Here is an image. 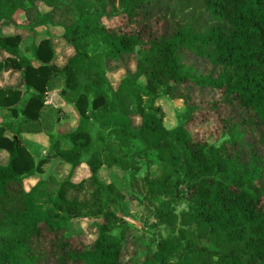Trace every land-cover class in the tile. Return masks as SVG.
Listing matches in <instances>:
<instances>
[{
	"label": "trees",
	"instance_id": "trees-1",
	"mask_svg": "<svg viewBox=\"0 0 264 264\" xmlns=\"http://www.w3.org/2000/svg\"><path fill=\"white\" fill-rule=\"evenodd\" d=\"M175 1L0 0L2 24L18 9L32 10L31 26L61 27L71 51L56 62L47 31L31 42L30 58L21 34L0 28V72L20 69L24 81L23 88L0 87V106L13 115L0 121V149L8 153L0 163V264H130L122 259L128 229L112 232L124 192L98 172L103 165L128 168L147 151L159 159V173L133 175L130 185L167 233L140 264H264V0H194L212 21L206 26L171 19ZM156 11L167 27L146 39L103 21L122 14L145 26ZM132 55L135 68L111 83L108 64ZM55 88L78 113L66 132L57 131L45 103ZM194 88L221 93L212 101L225 109L220 143L194 139L187 128L198 108ZM162 94L185 103L172 127L157 104ZM41 130L51 153L36 159L20 135ZM133 140L140 145L129 158ZM50 158L71 168L85 162L90 174L74 182L72 171L64 178L49 172L26 190L24 178ZM179 200L186 207L176 211ZM83 217L95 226L89 242L68 232L70 221Z\"/></svg>",
	"mask_w": 264,
	"mask_h": 264
},
{
	"label": "rangeland",
	"instance_id": "rangeland-1",
	"mask_svg": "<svg viewBox=\"0 0 264 264\" xmlns=\"http://www.w3.org/2000/svg\"><path fill=\"white\" fill-rule=\"evenodd\" d=\"M27 11L28 12L24 11V13L21 12L22 14L18 16L21 25L15 28L16 32H19L23 38L20 46L24 53L30 55L32 58L33 50L31 48V42L38 41L42 36H46L47 31H50L52 34L51 39L55 47V52L58 51L61 55L63 51H67L63 47L66 43L59 37L62 28L48 25L46 29L44 27L41 30L32 29L31 23H28V19L34 20V14L32 10ZM28 13L29 17L27 16ZM159 14V11H156L149 20V23H146L145 26L128 23L126 17L122 14L104 17L103 21L107 26L117 27L124 31L140 30L144 39H146L151 34H160L164 31L165 27H167L165 19ZM167 14L171 19L180 22L197 21L203 26L212 23L209 16L194 0H178L173 2ZM0 25H2L1 22ZM36 31H43L40 32L42 35L39 36L36 34ZM134 68L135 57L132 55L123 58V60H119V62L109 63L106 73L111 83L115 85L122 75L128 71H132ZM220 96L221 93L219 90L210 88H205L204 90H199L197 88L192 89L190 94L191 101L196 103L198 108L195 110L193 117L187 122V128L194 139L220 143L225 138L221 131L220 121V116L223 115L225 109L221 104H219L217 108L212 105V101L219 99ZM66 102L70 105L69 109L71 115L67 125H60L58 123L57 129L60 131H68L71 129L70 127L73 125L72 117H77L78 119V113L74 108V104L68 101ZM157 104L165 111L164 124L167 127L176 125L178 120L177 113L185 110V103L182 98L171 97L166 94H162L157 99ZM95 128L96 123L93 122L91 124L92 133L95 132ZM31 137V140L27 138L24 142L27 147L31 148V152L36 159L51 153L50 140L44 130L31 135ZM23 138L24 137H22V139ZM62 144L63 146H69L70 142L65 139L62 140ZM139 145L138 141L133 140L130 147L128 149L125 148L129 158ZM6 155L7 153L0 150V163L5 161ZM85 158L86 155H84L83 159ZM159 166L160 162L155 152L147 151L135 155L128 168H124L117 164L113 166L103 165L98 172L100 179L106 183L113 182L124 192V199L116 205V219L112 227V232L119 235L122 230L128 229L129 233L125 240L122 259L129 261L130 264H140L143 260L145 251L155 247L157 238L167 233L166 227L154 224L155 219L146 212L141 195L132 190L130 185V179L133 175L142 177L146 173H151L153 175L158 174ZM70 171H72L71 179L74 182L85 179L90 174L89 168L85 162H81L75 168H71V166L58 161L57 158H50L47 162L42 163L40 169L35 173L24 178V187L28 190L40 177L46 176L49 172H55L60 178H64ZM174 205L176 211H180L186 207V202L184 200H179L175 202ZM68 232L78 233L80 238L88 242L94 240L96 236L95 226L92 224V219L88 217L72 219L68 225Z\"/></svg>",
	"mask_w": 264,
	"mask_h": 264
},
{
	"label": "crops",
	"instance_id": "crops-1",
	"mask_svg": "<svg viewBox=\"0 0 264 264\" xmlns=\"http://www.w3.org/2000/svg\"><path fill=\"white\" fill-rule=\"evenodd\" d=\"M24 11L28 12L27 10H23V9L17 10L13 14V22L0 25V27L2 28V31L4 33H9V34L15 33L16 32L15 28L18 27L19 25H21L20 24L21 21L18 20L19 19L18 16H20L22 13H24ZM27 16L29 17V13ZM28 21H29L28 23H31V21H33V19H28ZM43 27L46 29V26H35V27H32V29L41 30ZM40 32H43V31H40ZM40 32L36 31V34H38L39 36L42 35V33H40ZM5 54H6L5 52L0 50V57L6 56ZM68 54H70V51H65V52L63 51L61 55H60V53H58V51H56V59H55L56 62H58L59 64H62L64 62L65 57ZM28 56L31 58L30 55H28ZM32 62L34 64H37V61H35L33 59H32ZM0 87L23 88L24 87V81H23V75H22L21 70L20 69H12V68L2 70L0 72ZM26 98H27V94L24 95L22 101H24ZM45 98H46L45 103L48 106H50L51 108H53L54 115L57 118L56 129L58 127V123L60 125L61 124L67 125L69 122L70 115H71V112L69 109L70 105L61 97V95L59 93V89L55 88L52 90H48L45 93ZM12 118H13V115L11 114V112L7 108H3L0 106V121L4 120V119H12ZM77 121H78L77 117H72V122H73L72 124L73 125H71V127H70L71 129L75 128ZM41 131H43V130H41ZM41 131H34V132L24 131V132H22L20 135L22 142L25 144L24 141L27 138L31 140V138H32L31 135H33L35 133H39ZM57 131L66 132V131H60L58 129H57ZM22 137H24V138L22 139ZM27 148L31 151V148H29V147H27ZM0 150L7 153V151L5 149H0ZM6 156L7 157H6L5 161L3 162V164L8 161V153ZM58 161H60V160L58 159ZM60 162H62V161H60ZM66 165H68V164H66Z\"/></svg>",
	"mask_w": 264,
	"mask_h": 264
}]
</instances>
